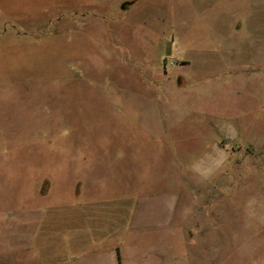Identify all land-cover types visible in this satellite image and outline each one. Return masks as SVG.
Masks as SVG:
<instances>
[{
  "label": "rangeland",
  "instance_id": "374dc122",
  "mask_svg": "<svg viewBox=\"0 0 264 264\" xmlns=\"http://www.w3.org/2000/svg\"><path fill=\"white\" fill-rule=\"evenodd\" d=\"M118 253L264 264V0H0V264Z\"/></svg>",
  "mask_w": 264,
  "mask_h": 264
},
{
  "label": "crops",
  "instance_id": "0c3cea01",
  "mask_svg": "<svg viewBox=\"0 0 264 264\" xmlns=\"http://www.w3.org/2000/svg\"><path fill=\"white\" fill-rule=\"evenodd\" d=\"M96 215H91L90 217H95ZM79 222L80 223H73V220L70 222V223H68L67 225H66V227H85V225L83 224V216H80V218H79ZM79 224V225H78ZM93 224V223H92ZM92 224H90L89 225V227H94ZM97 227V226H96ZM116 227H120V224H118V226H116ZM99 261H101V263L102 264H106L102 259H98V261H97V263L99 262ZM91 263H93V262H91ZM132 263V262H131ZM114 264H121V260L119 261V259H118V256H117V262H114Z\"/></svg>",
  "mask_w": 264,
  "mask_h": 264
},
{
  "label": "trees",
  "instance_id": "16d2710c",
  "mask_svg": "<svg viewBox=\"0 0 264 264\" xmlns=\"http://www.w3.org/2000/svg\"><path fill=\"white\" fill-rule=\"evenodd\" d=\"M118 259H119V261L121 260V257H120V254L118 253Z\"/></svg>",
  "mask_w": 264,
  "mask_h": 264
}]
</instances>
